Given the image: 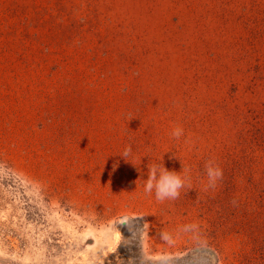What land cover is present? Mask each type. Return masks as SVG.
<instances>
[{
  "label": "rangeland",
  "instance_id": "374dc122",
  "mask_svg": "<svg viewBox=\"0 0 264 264\" xmlns=\"http://www.w3.org/2000/svg\"><path fill=\"white\" fill-rule=\"evenodd\" d=\"M0 264H264V0H0Z\"/></svg>",
  "mask_w": 264,
  "mask_h": 264
},
{
  "label": "clouds",
  "instance_id": "9594fccd",
  "mask_svg": "<svg viewBox=\"0 0 264 264\" xmlns=\"http://www.w3.org/2000/svg\"><path fill=\"white\" fill-rule=\"evenodd\" d=\"M182 129H175L172 135L176 138H179L182 135ZM131 146L127 147L121 157L126 161L125 157L130 155ZM159 169L157 166H152L149 168L148 180L146 184V190L151 191L155 186L157 190V197L163 199L165 197L175 198L178 196V189L182 187V181L178 175H175L174 172H169L163 167V171L159 172V178H157V173ZM207 173L209 176L210 182L215 183L216 179L222 176V171L219 168H213L208 166ZM155 182V185H154Z\"/></svg>",
  "mask_w": 264,
  "mask_h": 264
}]
</instances>
